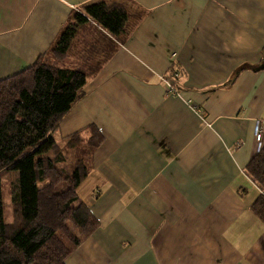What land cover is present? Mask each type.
Masks as SVG:
<instances>
[{
    "label": "crops",
    "instance_id": "crops-1",
    "mask_svg": "<svg viewBox=\"0 0 264 264\" xmlns=\"http://www.w3.org/2000/svg\"><path fill=\"white\" fill-rule=\"evenodd\" d=\"M91 1L0 0V79ZM128 1L129 33L106 34L111 55L51 135L96 125L104 136L77 188L99 224L65 264H264V224L249 209L260 191L244 174L255 122L264 128V0Z\"/></svg>",
    "mask_w": 264,
    "mask_h": 264
},
{
    "label": "trees",
    "instance_id": "trees-1",
    "mask_svg": "<svg viewBox=\"0 0 264 264\" xmlns=\"http://www.w3.org/2000/svg\"><path fill=\"white\" fill-rule=\"evenodd\" d=\"M131 8L128 0L81 6L32 65L0 79V264H65L97 229L77 188L104 136L96 125L61 143L51 135L111 55L106 34L126 38ZM244 174L260 191L249 209L264 224V147Z\"/></svg>",
    "mask_w": 264,
    "mask_h": 264
},
{
    "label": "built area",
    "instance_id": "built-area-1",
    "mask_svg": "<svg viewBox=\"0 0 264 264\" xmlns=\"http://www.w3.org/2000/svg\"><path fill=\"white\" fill-rule=\"evenodd\" d=\"M170 69L171 71L168 72V75L162 80L164 82L166 94L169 96H175L179 94V85H177V83L181 79L182 73H180L179 69L175 68L174 66ZM186 104H188V106L192 108L196 114H201L200 107H195L194 105H192L190 100H187ZM253 138L256 142V151L258 153L259 150L264 147L263 121L257 120L255 122Z\"/></svg>",
    "mask_w": 264,
    "mask_h": 264
},
{
    "label": "water",
    "instance_id": "water-1",
    "mask_svg": "<svg viewBox=\"0 0 264 264\" xmlns=\"http://www.w3.org/2000/svg\"><path fill=\"white\" fill-rule=\"evenodd\" d=\"M262 58H263V61H264V51H263V54H262ZM264 67V63L262 65H260L259 67L256 68V70H259L261 68Z\"/></svg>",
    "mask_w": 264,
    "mask_h": 264
},
{
    "label": "rangeland",
    "instance_id": "rangeland-1",
    "mask_svg": "<svg viewBox=\"0 0 264 264\" xmlns=\"http://www.w3.org/2000/svg\"><path fill=\"white\" fill-rule=\"evenodd\" d=\"M48 155V154H47Z\"/></svg>",
    "mask_w": 264,
    "mask_h": 264
}]
</instances>
